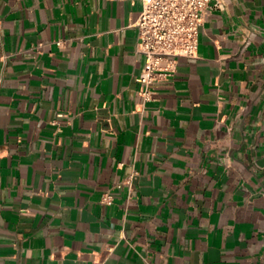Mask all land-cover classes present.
<instances>
[{
    "label": "crops",
    "instance_id": "obj_1",
    "mask_svg": "<svg viewBox=\"0 0 264 264\" xmlns=\"http://www.w3.org/2000/svg\"><path fill=\"white\" fill-rule=\"evenodd\" d=\"M221 1L145 101L143 0H0V264H264V0Z\"/></svg>",
    "mask_w": 264,
    "mask_h": 264
},
{
    "label": "built area",
    "instance_id": "obj_2",
    "mask_svg": "<svg viewBox=\"0 0 264 264\" xmlns=\"http://www.w3.org/2000/svg\"><path fill=\"white\" fill-rule=\"evenodd\" d=\"M210 7H223L221 0H143L137 26V50L146 56L138 77L140 94L145 101L155 97V84L173 76L179 59L199 54L200 30ZM138 171H135V176ZM114 198L106 191L102 200Z\"/></svg>",
    "mask_w": 264,
    "mask_h": 264
}]
</instances>
